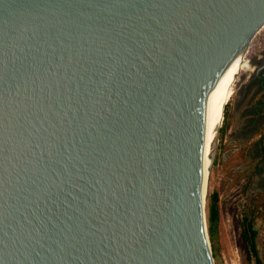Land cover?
I'll return each mask as SVG.
<instances>
[{"label":"water","instance_id":"water-1","mask_svg":"<svg viewBox=\"0 0 264 264\" xmlns=\"http://www.w3.org/2000/svg\"><path fill=\"white\" fill-rule=\"evenodd\" d=\"M263 24L264 0H0V264H215L202 187Z\"/></svg>","mask_w":264,"mask_h":264},{"label":"rangeland","instance_id":"rangeland-1","mask_svg":"<svg viewBox=\"0 0 264 264\" xmlns=\"http://www.w3.org/2000/svg\"><path fill=\"white\" fill-rule=\"evenodd\" d=\"M247 56L251 58L249 52ZM239 79L236 80V88L240 82ZM235 95L236 89L225 105V114L219 127L207 181L206 194L216 192L218 196L214 262L215 264H255V257L241 237L242 217L244 213H248L252 217V224L256 231L257 257L261 264H264V189L260 187L253 189L256 180L249 175L251 168H245L247 159L240 156V153L235 150L236 147L229 143L226 136L228 134L225 135L227 109Z\"/></svg>","mask_w":264,"mask_h":264},{"label":"flooded vegetation","instance_id":"flooded-vegetation-1","mask_svg":"<svg viewBox=\"0 0 264 264\" xmlns=\"http://www.w3.org/2000/svg\"><path fill=\"white\" fill-rule=\"evenodd\" d=\"M257 58L261 61L260 64L243 80H241L240 85L236 88V95H244L248 99L253 100V103H256V114H259V109L264 106V51L262 52V56L259 55ZM244 86V87H243ZM235 95V96H236ZM264 125V115L258 116L255 120H251L247 122L246 134L249 133V129ZM244 134L243 136H246ZM241 152L240 156H243V159H247L245 163V168H251L250 176L254 177L256 181L255 186L256 189H264V139L261 137L259 140L248 146L247 148L239 150ZM255 189V190H256Z\"/></svg>","mask_w":264,"mask_h":264},{"label":"crops","instance_id":"crops-1","mask_svg":"<svg viewBox=\"0 0 264 264\" xmlns=\"http://www.w3.org/2000/svg\"><path fill=\"white\" fill-rule=\"evenodd\" d=\"M235 93V92H234ZM233 93V95H234ZM256 103L253 100L248 99L246 96L236 95L234 100L229 103L227 109V117L225 123V135L230 144H233L235 150L247 148L261 137L264 139V125H259L249 129V133L246 134L247 122L255 120L258 116L264 115V106L259 109V114L255 113ZM255 112V113H254ZM246 134V136H243ZM264 178V175H262Z\"/></svg>","mask_w":264,"mask_h":264},{"label":"trees","instance_id":"trees-1","mask_svg":"<svg viewBox=\"0 0 264 264\" xmlns=\"http://www.w3.org/2000/svg\"><path fill=\"white\" fill-rule=\"evenodd\" d=\"M225 110V107H224ZM225 112H223L224 116ZM207 210V233L211 244V251L213 259L216 255L215 250V238H216V223L218 221V196L216 192H211L207 195L206 202ZM242 231L241 237L243 243L248 247L249 251L255 257V264H261L260 259L257 257V251L255 246L256 231L252 224V217L248 213H244L242 217Z\"/></svg>","mask_w":264,"mask_h":264},{"label":"bare ground","instance_id":"bare-ground-1","mask_svg":"<svg viewBox=\"0 0 264 264\" xmlns=\"http://www.w3.org/2000/svg\"><path fill=\"white\" fill-rule=\"evenodd\" d=\"M261 30L264 31V24L259 28V30L255 33V35ZM249 44L241 52H239L236 55V57L232 60L227 70L225 84H224L222 111H221V116H220L218 127H220V125L222 124L224 107L230 101L233 93L235 92L236 84H237L236 80L239 79L240 77L242 78L244 76L245 78L249 74L251 75V72L255 68L256 64H253V62H251L250 60L251 58H248L247 56L248 50H249ZM208 175H209V171H208ZM208 175H207V180H206V190H204V188L202 187L203 196L207 195L206 192H207V186H208L207 184Z\"/></svg>","mask_w":264,"mask_h":264},{"label":"built area","instance_id":"built-area-1","mask_svg":"<svg viewBox=\"0 0 264 264\" xmlns=\"http://www.w3.org/2000/svg\"><path fill=\"white\" fill-rule=\"evenodd\" d=\"M261 32V33H260ZM264 51V31H259L256 35L253 36L252 40L249 44L250 57L256 56L260 54V52Z\"/></svg>","mask_w":264,"mask_h":264}]
</instances>
